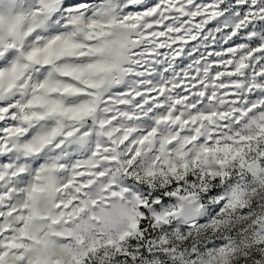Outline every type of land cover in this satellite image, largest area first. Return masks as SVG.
Wrapping results in <instances>:
<instances>
[{"label":"snow or ice","instance_id":"obj_1","mask_svg":"<svg viewBox=\"0 0 264 264\" xmlns=\"http://www.w3.org/2000/svg\"><path fill=\"white\" fill-rule=\"evenodd\" d=\"M0 264H264V0H0Z\"/></svg>","mask_w":264,"mask_h":264}]
</instances>
